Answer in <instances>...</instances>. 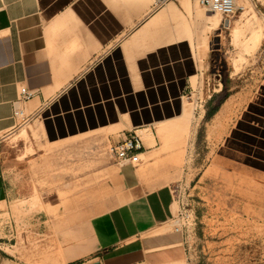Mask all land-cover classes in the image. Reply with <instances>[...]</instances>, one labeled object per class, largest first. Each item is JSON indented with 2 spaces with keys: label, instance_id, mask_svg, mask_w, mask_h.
<instances>
[{
  "label": "crops",
  "instance_id": "0c3cea01",
  "mask_svg": "<svg viewBox=\"0 0 264 264\" xmlns=\"http://www.w3.org/2000/svg\"><path fill=\"white\" fill-rule=\"evenodd\" d=\"M200 6L199 0L159 6L153 0H0V143L23 129L33 142L35 132L46 144L99 133L112 146L136 131L141 155L151 152L157 134L170 130L166 123L184 114L208 68L200 43L209 20ZM21 86L34 95L19 100ZM160 126L167 130L160 133ZM221 146L226 160L264 168V91ZM117 164L123 167L120 202L91 217V249L75 264L139 263L153 245L147 234L173 213L169 185L149 187L135 166ZM12 191L0 163V205Z\"/></svg>",
  "mask_w": 264,
  "mask_h": 264
},
{
  "label": "rangeland",
  "instance_id": "374dc122",
  "mask_svg": "<svg viewBox=\"0 0 264 264\" xmlns=\"http://www.w3.org/2000/svg\"><path fill=\"white\" fill-rule=\"evenodd\" d=\"M236 3L230 26L200 6L208 68L184 114L133 167L149 187L173 191L171 217L147 234L152 248L136 264H264V168L226 160L220 148L264 91V0ZM21 131L0 143L13 188L0 205V264H75L91 249V217L120 202L123 167L105 135L46 144Z\"/></svg>",
  "mask_w": 264,
  "mask_h": 264
},
{
  "label": "built area",
  "instance_id": "2783aa9c",
  "mask_svg": "<svg viewBox=\"0 0 264 264\" xmlns=\"http://www.w3.org/2000/svg\"><path fill=\"white\" fill-rule=\"evenodd\" d=\"M168 0H153L154 6H159ZM200 4L207 11L220 12L224 17V23L229 22L230 16L236 11V0H199ZM34 95L33 90L21 86L19 100H28ZM16 114H21L22 109H15ZM144 148L141 136L134 131L132 135L122 137L117 143L111 146L112 154L120 165L135 166L142 161L141 150Z\"/></svg>",
  "mask_w": 264,
  "mask_h": 264
},
{
  "label": "bare ground",
  "instance_id": "6f19581e",
  "mask_svg": "<svg viewBox=\"0 0 264 264\" xmlns=\"http://www.w3.org/2000/svg\"><path fill=\"white\" fill-rule=\"evenodd\" d=\"M237 4V3H236ZM242 7V6H241ZM227 25L228 26H230L231 25V19L229 20V22H227ZM166 125V124H165ZM167 126V125H166ZM166 126H160V127H158V131L161 133V132H163L167 127ZM167 130V129H166ZM146 132V133H148L149 131H148V129H146V130H142L141 131V133L142 132ZM152 131V130H151ZM151 131H150V133H151ZM150 135V134H149Z\"/></svg>",
  "mask_w": 264,
  "mask_h": 264
}]
</instances>
